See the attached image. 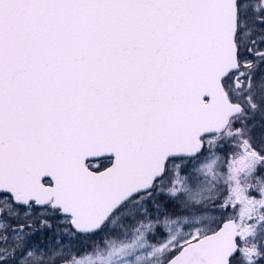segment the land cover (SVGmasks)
Returning <instances> with one entry per match:
<instances>
[{
    "label": "snow or ice",
    "instance_id": "1",
    "mask_svg": "<svg viewBox=\"0 0 264 264\" xmlns=\"http://www.w3.org/2000/svg\"><path fill=\"white\" fill-rule=\"evenodd\" d=\"M227 6L0 0V264H264V0Z\"/></svg>",
    "mask_w": 264,
    "mask_h": 264
},
{
    "label": "rangeland",
    "instance_id": "2",
    "mask_svg": "<svg viewBox=\"0 0 264 264\" xmlns=\"http://www.w3.org/2000/svg\"><path fill=\"white\" fill-rule=\"evenodd\" d=\"M240 25H241V29H242V33L239 36V40L242 42L246 37L244 36V33L248 31V29L251 27V21L247 20L245 18V16L242 14L240 17ZM262 109H264V104L261 105ZM241 180L244 181V185L243 187H246L248 184L245 181V176L240 177ZM261 192V196H263L262 199L260 200H264V188L260 187ZM247 201H248V197H247ZM254 205H256V213L255 215L257 216V218L259 219L260 217V213L258 211V203L255 202ZM250 206V205H249ZM247 220L245 218L244 223L242 224V226L239 228V230L241 231L242 236H252L253 239L255 240H260L262 238H264V225H262L259 229L256 226V223H253L252 225H248L247 226ZM253 239H250L251 245L254 249L255 245L253 244Z\"/></svg>",
    "mask_w": 264,
    "mask_h": 264
},
{
    "label": "water",
    "instance_id": "3",
    "mask_svg": "<svg viewBox=\"0 0 264 264\" xmlns=\"http://www.w3.org/2000/svg\"><path fill=\"white\" fill-rule=\"evenodd\" d=\"M224 15H225L226 23L228 26L229 40H231V32L235 28V9L232 8V6H231V0H228V6L225 9ZM231 247H232L231 243H229L226 246L225 255H226L227 251L231 250Z\"/></svg>",
    "mask_w": 264,
    "mask_h": 264
},
{
    "label": "trees",
    "instance_id": "4",
    "mask_svg": "<svg viewBox=\"0 0 264 264\" xmlns=\"http://www.w3.org/2000/svg\"><path fill=\"white\" fill-rule=\"evenodd\" d=\"M252 180V177H250V176H245V181L247 182V186H250V181ZM246 186V187H247ZM256 187H257V190L259 191L260 190V185H259V183L257 184V185H255ZM263 198V196H260L258 199L260 200V199H262ZM255 202H257L256 200H254L253 199V197H251V196H249L248 197V204L250 205V206H252V207H254V209H256V205H254V203ZM256 213V211H254V214ZM250 225H252V224H250ZM246 244H250L251 245V242H250V239L249 240H247L246 241Z\"/></svg>",
    "mask_w": 264,
    "mask_h": 264
}]
</instances>
